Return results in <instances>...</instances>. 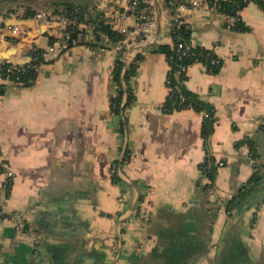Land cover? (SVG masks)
<instances>
[{"label": "crops", "instance_id": "0c3cea01", "mask_svg": "<svg viewBox=\"0 0 264 264\" xmlns=\"http://www.w3.org/2000/svg\"><path fill=\"white\" fill-rule=\"evenodd\" d=\"M29 1L0 0V13L40 12ZM45 2L46 12L65 15L71 5L102 13L109 24L124 14L123 59H145L130 84L124 135L125 117L112 114L110 102L117 54L88 30L82 60L50 54L33 85H7L0 96V264H264V10H243L246 32L227 27L213 8L196 12L208 20L188 24L190 45L221 60L218 74L200 63L187 73V89L215 109L205 140L204 114L164 110L170 65L158 46L173 44L165 0H154L157 23L142 39L131 33L130 0ZM53 33L34 47L46 51L60 42ZM124 151L130 164L115 182L111 166L122 163ZM208 157L224 164L213 184L204 171ZM257 174L261 182L244 194ZM233 199L239 203L228 214Z\"/></svg>", "mask_w": 264, "mask_h": 264}, {"label": "trees", "instance_id": "16d2710c", "mask_svg": "<svg viewBox=\"0 0 264 264\" xmlns=\"http://www.w3.org/2000/svg\"><path fill=\"white\" fill-rule=\"evenodd\" d=\"M205 3L210 6V8H217L218 11L226 16L228 20L232 18L240 19L236 23V25L230 27L229 21L227 22V27L231 28L237 32H246L248 28L242 22L241 13L245 8H247L250 4L258 5L262 10H264V0H205ZM166 9L171 11L172 15L176 14V9L184 4L187 7H191V1L188 0H165L164 2ZM145 8L144 4H140L136 10V13H140ZM65 15L58 14V11H55L53 15L60 16L68 19L69 22H75L77 20L78 23L76 25L73 24L71 27L70 34V42L79 40V36H84L88 33L87 29L80 30L79 24H92L94 26V35L96 36L97 42L100 43L103 41V36L107 35L110 40L114 43L125 40V33H121L120 31L114 30L112 25L108 23V20L105 18V15L100 13L97 15L96 20L90 21L87 17L89 10L82 8L78 9L77 7L66 5L65 6ZM34 12L27 13L28 17H32ZM173 44L172 45H160L158 46V53L165 55L169 65L170 72L168 78L170 79V84L168 88L170 90L164 110L165 112L172 114L174 112H179L183 110H193L197 113L204 114V120L202 124V135L205 140H208L214 132L216 117L212 118L213 111H215L214 107L204 101H202L199 96L195 93H192L187 89L184 81L188 80L183 74L177 75L178 71H180L181 67L187 65L188 68L196 63L195 58H198L200 62H204L208 59L218 58L216 54L212 50H208L203 47H195L190 50V52L195 53V56L191 57H180L178 53V44L183 43L185 46L190 45V39L192 36V31L188 28V25H175L171 32L169 33ZM95 47L97 45H91ZM35 57V61L32 63L31 67L25 73H15L11 76L14 81L21 82L23 86H31L33 85L39 73L35 71L33 68L35 65H44L47 64L45 61V51L38 50L31 53ZM145 59L143 54H138L133 63L127 64L123 59V56H118L113 70L112 76L113 81L116 86V94L111 97V113L117 116L125 117L126 110L133 104L134 101V93L130 86L131 81L136 76L138 68ZM202 64V63H200ZM221 68V63L219 66L213 68L210 71L212 74H218ZM6 69V66H5ZM1 76V75H0ZM8 86L4 84H0V96H3L6 93ZM207 115V116H206ZM125 126H126V117L125 120L121 121L120 133L122 135L125 134ZM251 150H253V141H249ZM253 158L257 159V152L255 150L252 151ZM127 161L130 162L131 155L130 153L126 154ZM213 161V162H212ZM130 164V163H129ZM204 171L206 176L210 178L212 184L214 183L217 176V167L214 165V159H210L208 157L207 163L204 166ZM115 182H118L120 179L117 177H113ZM261 182L260 175L257 174L253 180H251L250 187L245 189V193L247 194L251 188L255 186V184H259ZM212 186V185H211ZM11 184L7 187V191L10 192ZM245 197L242 195L240 197ZM239 199H233L229 205L233 208L237 206V202Z\"/></svg>", "mask_w": 264, "mask_h": 264}, {"label": "built area", "instance_id": "2783aa9c", "mask_svg": "<svg viewBox=\"0 0 264 264\" xmlns=\"http://www.w3.org/2000/svg\"><path fill=\"white\" fill-rule=\"evenodd\" d=\"M203 3H205V0H199ZM140 4H144L145 8L138 14L136 13V10L138 8V6ZM130 5H131V12L130 15H132V17H134L136 19V25L133 28V31L131 32L132 34H134L136 36V38L138 39H142L144 37H149L152 33L153 30L155 29L156 26V17H155V13H154V0H130ZM199 11V8L197 6V0H194L191 3V7H187L186 5L182 4L180 5L177 9H176V14L172 15L171 12L169 15V19L172 20L171 23H168V32H171V29L175 26V25H186L188 21H186L183 18V14H190V13H196ZM129 15V16H130ZM59 17L61 19V21L64 24L69 23L68 19L60 17V16H55L53 15V13L50 12H46V11H41L38 13H35L32 17H28L27 16V12L23 11L22 13H18V14H2L0 13V30L3 31V35L1 36L3 41H7L6 36L11 33L13 35H21V40L20 41H10V43L12 45H14L15 47H17V49H20L24 46L23 43V39L30 33V30L28 28L27 25H18V26H11V27H7L4 28L3 25L7 23V21L11 18H16L19 20H25V19H32L35 21L36 25L39 27V30H46L47 26L54 23L55 18ZM88 19L90 21H94L97 18V15H93L92 13H88L87 15ZM109 19H111L110 17H108ZM128 19V17H126L124 14H121L119 17L115 18V19H111L113 20V24L112 28L114 27V30L120 31L121 33H124L125 29H121V27L119 26V21L121 20H125ZM240 21V19H236V18H232L231 20H229V24L230 27L236 25V23ZM73 24L78 23L77 20L74 22H72ZM81 26H84L85 29H87L91 34H93L94 31V26L92 24H84L81 23L79 24ZM115 25L117 27L120 28H116L115 29ZM121 29V30H120ZM70 44L72 45H77L78 42L77 41H72V42H68L66 40L60 41L57 44H53L51 45L44 54L45 57V61L48 63V56L50 54L52 55H66L67 52L70 49ZM103 45L104 48L103 50H106L108 48H112V50L117 54L118 56H124L125 52L127 51V41L123 40L120 42H112L110 40V38L105 35L103 36ZM195 48V47H193ZM192 49V46H185V44L180 43L178 44V53L180 54V57H191V56H195V53L190 52V50ZM39 49H36L34 47V45H31V48L28 50V57L31 58V63L27 64V65H19L16 62L17 57L12 58L11 60H4L0 54V84H4V85H21V82L18 81H14L11 76L15 73H25L32 65V63L36 60L35 57L31 54L32 52L38 51ZM196 62L202 63V65L205 66V68H208L210 71L213 70V68L217 67L220 65L221 60L219 58H215V59H206L204 62H200V60H198V58H195ZM46 64L44 65H35L33 68L35 69L36 72H40L44 69ZM6 66V69H5ZM188 66L184 65L181 67L180 71H178L177 75L179 74H183L186 78H187V73H188ZM184 84L186 83L185 81L183 82ZM170 84V79L167 78V89H168V94L170 92L168 85ZM207 116V115H206ZM212 118H215V111H213V115ZM120 127V126H119ZM252 159V163L254 165V171L255 173H258V168H256L257 166V160L254 159L253 157ZM129 162L127 161V158L125 156V158L122 160L121 164L118 163H114L111 166V176L112 177H117L119 179H121L123 177L122 174V167L123 165H128ZM223 163H219L216 167L218 166H223ZM10 184V183H8ZM233 211V207L230 206L228 204L227 206V212L228 214L232 213ZM1 216H3L2 213H0V218H2ZM141 222V226L144 227L147 219V214L142 213L141 217H140ZM15 228L17 229L18 232H22V227L21 225H17L15 226Z\"/></svg>", "mask_w": 264, "mask_h": 264}, {"label": "water", "instance_id": "95a60500", "mask_svg": "<svg viewBox=\"0 0 264 264\" xmlns=\"http://www.w3.org/2000/svg\"><path fill=\"white\" fill-rule=\"evenodd\" d=\"M193 1L194 0H192L191 3ZM197 6H198L199 10L204 9L206 11H209L211 9L209 5H207L206 3H203L199 0H197ZM214 10L218 11V9L216 7L214 8ZM183 18L186 21H188L186 25H188L189 22L199 23V22H203V21L208 20L207 16H199L197 13L183 14ZM171 22H172V20L168 18V23H171ZM6 25L9 27L18 26V25H27L28 26L30 33L23 39L24 46L20 49H17V47L12 45L10 43V41H20L21 35H13V34L9 33L6 36L7 41H3L1 38V36L3 35V32L0 31V54H1L2 58L4 60L8 61L12 57H16L18 55V57L16 59L17 64L27 65V64L31 63V58L28 57V50L31 48V45H34L35 42L41 36L46 37L47 31H54L52 38H55V39H58L61 41L66 40V41L70 42V34L67 33V29L71 28L73 26V23L69 22L67 24H64L59 17H56L54 23L48 25L46 30H41V31L39 30V27L36 25L35 21L32 19L19 20L16 18H11L7 21ZM135 25H136V19L133 17V24L131 25L132 28H134ZM119 26L121 27V29H125L124 30L125 34L129 33V29H127L125 20L119 21ZM82 43H83V35H80L77 47L72 49L73 45L70 44L68 56L71 57L75 53L76 55L80 56V58L82 60V55H83V48H82L83 44ZM64 59H65L64 56H62V58L60 59V67H61ZM54 60H55V58L52 57L51 61H54ZM47 68L50 69L51 66H49ZM254 150L256 151V149H254ZM251 152H252L251 149H249V161L252 163L251 158L253 157V154ZM125 156H126V151H124V158H125ZM138 203H139V198L137 199V201L135 203V208L137 207ZM235 208L236 207L233 208L232 212L235 211ZM22 232H23V230H22ZM22 232H20V233H22Z\"/></svg>", "mask_w": 264, "mask_h": 264}, {"label": "rangeland", "instance_id": "374dc122", "mask_svg": "<svg viewBox=\"0 0 264 264\" xmlns=\"http://www.w3.org/2000/svg\"><path fill=\"white\" fill-rule=\"evenodd\" d=\"M22 2V1H21ZM20 2V3H21ZM29 2H34V5L36 6V7H38V9H39V11L41 12V11H49L50 10V8H51V2L49 3V2H45V0H31V1H29ZM52 6H54V5H52ZM54 10V9H53ZM45 39L43 38V39H41V41H40V45H44V43H45Z\"/></svg>", "mask_w": 264, "mask_h": 264}, {"label": "flooded vegetation", "instance_id": "af4514ba", "mask_svg": "<svg viewBox=\"0 0 264 264\" xmlns=\"http://www.w3.org/2000/svg\"><path fill=\"white\" fill-rule=\"evenodd\" d=\"M242 191L245 192V188Z\"/></svg>", "mask_w": 264, "mask_h": 264}]
</instances>
